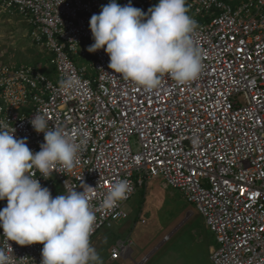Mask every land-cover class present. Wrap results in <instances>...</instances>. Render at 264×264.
I'll return each mask as SVG.
<instances>
[{
    "label": "built area",
    "instance_id": "built-area-1",
    "mask_svg": "<svg viewBox=\"0 0 264 264\" xmlns=\"http://www.w3.org/2000/svg\"><path fill=\"white\" fill-rule=\"evenodd\" d=\"M110 2L0 0V17L21 19L31 43L48 57L44 65L0 63V120L15 129V138H26L33 153L44 142L30 123L35 114L77 143L86 139L72 170L58 166L46 179L38 171L34 178L53 198L93 188L97 219L90 241L128 218L125 204L142 179L161 178L204 219L215 242L212 264H264V0H186L204 70L186 85L165 76L151 92L112 73L103 49L87 51L94 42L90 19ZM131 3L147 13L159 0ZM68 75L81 81L79 89H60ZM119 180L130 182L127 198L100 209ZM6 205L0 201V209ZM5 242L0 228L11 264H41L42 244L9 241L7 248ZM131 244L116 241L109 260L122 259Z\"/></svg>",
    "mask_w": 264,
    "mask_h": 264
},
{
    "label": "clouds",
    "instance_id": "clouds-1",
    "mask_svg": "<svg viewBox=\"0 0 264 264\" xmlns=\"http://www.w3.org/2000/svg\"><path fill=\"white\" fill-rule=\"evenodd\" d=\"M197 28L188 15L186 0H159L147 13L131 0L126 5L111 0L90 19L94 42L87 51L103 49L112 73L146 92L157 89L165 76L186 85L198 79L205 67L196 45ZM59 87L64 92L75 91L81 81L68 75L59 81ZM30 123L44 134L36 153L29 149L26 138H15L9 122L0 120V201H7L0 209V228L6 247L11 248L9 241L20 246L42 244L41 264H101L90 244L97 219L89 198L93 188L72 189L53 198L34 178L38 171L46 179L58 166L72 170L86 139L77 143L63 129L50 128L43 114H35ZM130 190L128 180L112 184L99 208L114 209ZM11 260L0 247V264H11Z\"/></svg>",
    "mask_w": 264,
    "mask_h": 264
},
{
    "label": "rangeland",
    "instance_id": "rangeland-1",
    "mask_svg": "<svg viewBox=\"0 0 264 264\" xmlns=\"http://www.w3.org/2000/svg\"><path fill=\"white\" fill-rule=\"evenodd\" d=\"M47 60L45 51L31 43L21 19L0 17V63L44 65ZM55 74L52 69L51 75ZM125 210L127 219L102 228L90 241L101 264H138L145 256L149 260L144 264H212L209 257L215 242L204 219L161 178L142 179ZM118 240H130L131 251L111 262L109 250Z\"/></svg>",
    "mask_w": 264,
    "mask_h": 264
}]
</instances>
